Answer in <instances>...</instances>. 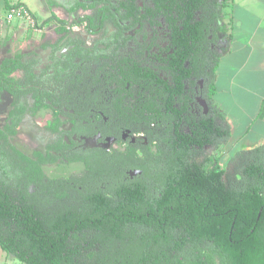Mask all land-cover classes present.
<instances>
[{
	"label": "trees",
	"instance_id": "trees-1",
	"mask_svg": "<svg viewBox=\"0 0 264 264\" xmlns=\"http://www.w3.org/2000/svg\"><path fill=\"white\" fill-rule=\"evenodd\" d=\"M75 1L72 12L91 11L81 20L88 35L116 29V50L136 41L131 32L144 34L137 43L142 57L161 41L171 80L128 63L119 77H108L134 91L116 101L110 116L142 134L138 142L85 152L76 144L52 146L31 160L8 143L22 118L63 106L95 108L108 56L74 41L58 64L65 77H57L56 64L52 76L50 67L37 74L35 56L1 61L0 92L22 103L9 117L11 127L0 130V168L15 178L12 187L0 177L2 252L21 264H264V144L233 153L226 165L225 153L217 159L204 153L223 149L231 137L212 97L218 46L231 38L235 0ZM196 89L206 113L194 107ZM56 121L49 132L59 130ZM59 161L82 163L85 172L47 179L42 167ZM130 171L141 174L129 181Z\"/></svg>",
	"mask_w": 264,
	"mask_h": 264
},
{
	"label": "crops",
	"instance_id": "crops-1",
	"mask_svg": "<svg viewBox=\"0 0 264 264\" xmlns=\"http://www.w3.org/2000/svg\"><path fill=\"white\" fill-rule=\"evenodd\" d=\"M17 4L29 9L33 25H43L45 29L52 26L55 30L49 43L44 44L45 49L57 41L56 18L61 17L65 6L60 0H0V63L14 58L29 43V24L7 19ZM233 22L231 38H224L218 46L222 60L212 97V104L230 128V140L222 149L226 158L264 144V117L259 118L264 107V0H235ZM3 253H0V264H16Z\"/></svg>",
	"mask_w": 264,
	"mask_h": 264
},
{
	"label": "rangeland",
	"instance_id": "rangeland-1",
	"mask_svg": "<svg viewBox=\"0 0 264 264\" xmlns=\"http://www.w3.org/2000/svg\"><path fill=\"white\" fill-rule=\"evenodd\" d=\"M65 6L61 9V17L56 18V44L50 45L49 49H45L44 44L49 43L48 39L53 36V27L51 26L43 28L42 26L38 27L36 24H29L28 33L29 37L27 41H29L27 48L23 51L19 52L16 56L28 55L32 57H36L39 61L38 72L37 74L42 73V71H46L48 67L49 71L46 76L51 75L52 69L54 70L56 64V70L59 71L60 75L57 77H65L68 72L60 70L58 64L59 61H63L67 52L70 50V44L74 41L83 42L85 48L90 45H94L95 49H97L100 53L104 49L105 45H108L110 41V37L115 33L111 32V27L107 28L103 31L99 36H95V38L87 35L85 30V24L81 23L83 17L87 16L86 14H90L91 12L85 13L86 11H82L80 13L72 12V7L76 5L75 0H60ZM86 4H90V2H85ZM47 26V25H46ZM55 28V27H54ZM37 33V38H34V35ZM87 35V36H86ZM84 39V40H83ZM37 40H39V44H37ZM51 41V40H50ZM127 48L123 51L125 52ZM15 56V57H16ZM67 73V74H66ZM52 76V75H51ZM16 78H21L22 73L18 72L14 75ZM60 79V78H59ZM24 103V101H23ZM35 100L33 97L28 98V104L34 105ZM19 103L14 105L13 99L6 93L0 92V130H6L8 127H11V120L9 119L12 112H14L15 108H18ZM56 113L51 110H42L37 112L35 115L26 114L16 130L15 135L8 137V143L13 146L20 154L28 157L31 160L39 159L38 155L47 154V149L49 147H56L59 149H64L67 146H71L68 142L66 143L64 139L69 136L68 135V126H64V123L61 122V126L56 133H51L48 131L53 125V128L56 126ZM52 128V127H51ZM76 143V142H75ZM224 150L214 151L211 147H207L205 149V154L209 157L214 156L217 158H222V154ZM229 156H224L221 160L224 165H226ZM42 171L45 177L49 180H59V179H68L72 176H78L85 172V165L82 163H67V162H57L54 164H45L42 167ZM5 176L3 169L0 168V177L7 179V183L12 187L15 186L14 175L9 168H5ZM35 188L33 186L30 187V191H34ZM0 253H3L0 250ZM4 254V253H3ZM6 256V254H4ZM10 261H13L16 264H21L9 257Z\"/></svg>",
	"mask_w": 264,
	"mask_h": 264
},
{
	"label": "flooded vegetation",
	"instance_id": "flooded-vegetation-1",
	"mask_svg": "<svg viewBox=\"0 0 264 264\" xmlns=\"http://www.w3.org/2000/svg\"><path fill=\"white\" fill-rule=\"evenodd\" d=\"M86 12L88 13L91 11ZM89 15H91V13ZM111 29H113L111 32L114 31L116 33V29ZM145 33L149 35V38L152 36L149 29H147ZM114 34L110 37L111 42L108 45H105L103 49V55L108 56L101 60L102 66L105 67L104 72L100 75V77L103 78V95L95 99V108L86 111V108L81 106L75 111L69 110L67 107L63 106L61 108L62 112H59L58 108H56V118L61 120V122L64 123V126L69 127V136H67L64 141L69 144H76V149L80 152L99 149L109 150L111 147L113 149H118L127 146L129 143H136L143 137L142 134L135 133L133 128H129L128 124L123 121H114L111 119V112L115 114L114 106L116 101L124 97L129 98L130 94L134 93V91H130L129 84L127 85L126 93L124 90H121L118 79L110 80L108 77H119L120 68H125V65L128 63V65H137L139 69L152 70L154 74L165 81L171 80L170 78H167L169 77L168 72L163 70L164 66L162 59L167 57V54L162 51L165 47L161 41L158 47H154L150 53L145 52V57H142L141 55L144 53L143 49L140 48L137 43H143L144 34H136L134 32L126 34L135 36L137 42H129L125 52L123 51L125 48L116 50L117 44H112L114 41ZM90 37L95 38V36ZM147 40V47L149 48L150 40L148 38ZM86 49L94 50L95 46L90 45ZM95 69L96 67L93 66L92 70L95 71ZM196 90V95L200 96H196L194 107H201L204 113H206L208 107L201 98L199 89ZM135 94H137V92H135ZM132 172L130 171L127 173L129 181L136 179L138 176L131 175ZM128 179H125L124 181H127Z\"/></svg>",
	"mask_w": 264,
	"mask_h": 264
},
{
	"label": "built area",
	"instance_id": "built-area-1",
	"mask_svg": "<svg viewBox=\"0 0 264 264\" xmlns=\"http://www.w3.org/2000/svg\"><path fill=\"white\" fill-rule=\"evenodd\" d=\"M7 19L9 21H24L27 22L28 24H34L31 12L29 9L23 5H16L11 8V10L8 13Z\"/></svg>",
	"mask_w": 264,
	"mask_h": 264
},
{
	"label": "water",
	"instance_id": "water-1",
	"mask_svg": "<svg viewBox=\"0 0 264 264\" xmlns=\"http://www.w3.org/2000/svg\"><path fill=\"white\" fill-rule=\"evenodd\" d=\"M140 174H141V172H140V171H135V172H132V174H131V175L137 176V175H140Z\"/></svg>",
	"mask_w": 264,
	"mask_h": 264
}]
</instances>
